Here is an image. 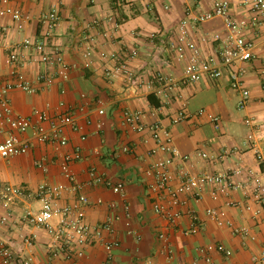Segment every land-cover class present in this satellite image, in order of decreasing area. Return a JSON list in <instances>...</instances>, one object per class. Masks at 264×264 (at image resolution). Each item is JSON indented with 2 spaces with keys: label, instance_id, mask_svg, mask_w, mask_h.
<instances>
[{
  "label": "crops",
  "instance_id": "0c3cea01",
  "mask_svg": "<svg viewBox=\"0 0 264 264\" xmlns=\"http://www.w3.org/2000/svg\"><path fill=\"white\" fill-rule=\"evenodd\" d=\"M231 1L233 15L239 19L246 17L242 0ZM12 4L29 19L25 29L19 32L9 17L0 18V26L7 28L0 35V85L12 80L6 49L26 38L37 39L42 31L40 17L53 9L58 10L61 20L51 43L74 66L69 80L55 81L41 90L37 82L41 65L25 63L19 71L39 92L12 91L10 100L14 110L25 116L37 111H47L53 116L68 112L77 124L83 125L84 131L76 132L68 127L64 131L68 139L66 147L34 143L29 154L0 161V181L27 189L29 193L36 192L42 184L62 185L65 189L59 200L61 205L73 204L83 195L89 199L85 210L90 227L112 222L111 231L103 230L90 245L82 248V257L66 259L62 254L54 257L50 252L53 239L45 228L23 220L27 209L41 207L40 201L25 198L11 211L0 204V241L14 250L18 257L14 264L28 259L33 264H206V256L199 249L209 244H222L232 252L229 258L220 253L210 254L214 264H261L258 259L264 249V207L254 204L245 191L234 190L230 198L241 206L228 209L226 225L219 227L207 218L206 210L224 207L226 199L212 201L209 189L198 202L190 196L184 197L186 205L179 211L192 209L201 221L198 234L186 235L184 232L192 225L191 217L185 214L175 225L170 224L155 212L154 204L159 197L149 190L152 181L147 170L154 161L167 155H150L157 145L149 129L135 132L124 125L127 111H141L147 126L160 123L171 133L174 145L188 157L185 162L175 161L170 168L174 187L180 184L181 169L193 175L234 174V182H245L253 171L262 177L264 184V161H257L248 141L253 133L264 148L261 61L243 65L247 69L244 84L251 93L244 110L238 108L240 93L231 86L230 68H223L220 78L206 75L196 84H177L163 95L147 87L159 72L176 81L183 78L187 63H177L169 47L178 25L186 18V10L209 11V0H12ZM191 33L202 56L209 58L217 49L212 36L224 35L226 30L222 20L216 19L199 25ZM87 49H92L94 61L88 69L83 67ZM132 50L138 53L131 60L136 82L109 79L106 72L113 68L114 62L102 60L100 53L127 55ZM99 110H104V115ZM200 110L218 117L220 128L207 115L200 116ZM181 111L189 115L188 119L174 123ZM247 119H253L257 129L248 127ZM84 133L87 139L82 142ZM77 146L82 147L83 159L72 164L75 180L70 181L64 176L61 164L63 157L73 153ZM125 147L131 152H124ZM225 152L229 155L225 156ZM92 168L114 182H123L125 196L90 183ZM237 170L241 173L237 174ZM246 205H251L252 210H246ZM256 210L261 211L257 218L253 215ZM4 217L8 220L3 223ZM242 228L249 229L255 239L235 233ZM113 242L118 246L108 252L105 245Z\"/></svg>",
  "mask_w": 264,
  "mask_h": 264
},
{
  "label": "built area",
  "instance_id": "2783aa9c",
  "mask_svg": "<svg viewBox=\"0 0 264 264\" xmlns=\"http://www.w3.org/2000/svg\"><path fill=\"white\" fill-rule=\"evenodd\" d=\"M125 0H121L123 2ZM211 9L209 11H194L191 8L186 10V18L178 25L175 39L171 42L169 50L177 63L186 62L184 76L180 80H174L159 72L154 79L147 83L149 89L157 94L163 95L166 90L172 89L177 84L192 85L202 80L206 75L212 78H220L223 75V68H230L231 86L240 93L238 108L244 110L251 99L250 91L245 87L244 78L247 69L243 66L252 61L259 60L262 67L259 73L264 80V0H242L241 7L246 11L247 16L237 18L233 15V5L231 0H209ZM9 17L16 29L20 32L26 27L29 19L23 11L14 7L12 0H0V18ZM221 19L226 34L216 33L212 36L217 44L214 56L204 58L201 54L198 43L192 38V29L210 21ZM61 17L57 9L45 13L40 17L42 31L35 40L24 39L19 45L9 46L7 50L6 63L12 70V80L0 85V161H7L16 157L29 154L34 143L42 145L55 144L63 148L68 145V139L64 135L66 128L73 131L83 132V125L77 124L71 113L61 112L51 115L47 111H37L31 116L17 113L10 100V94L14 90H21L30 94L39 92L31 81L24 78L19 68L25 63H38L41 71L37 82L40 89L44 90L55 81H67L70 78L74 66L68 64L60 48L51 43L55 30L59 25ZM7 31L6 27L0 26V35ZM138 55L136 50L130 51L127 55L120 52L100 53L104 61L114 62L113 68H109L106 75L109 79L123 78L125 82H136V73L131 67V60ZM83 57L84 68H91L94 64L92 49H87ZM63 106V103L60 104ZM100 115H104V110H99ZM200 116L207 115L214 126L219 129V118L207 114L205 110H200ZM189 115L185 111L179 112L174 119V123H180L188 119ZM145 115L141 111H127L124 116V125L135 132H142L149 129L156 142L157 148L150 152L151 156L161 153L167 155L154 161L147 170V176L152 182L149 184L151 193L159 197V201L154 204L155 212L172 225L185 214L192 219L191 227L185 231L186 235H196L200 231L201 221L194 210L182 212L179 209L186 205L184 197L190 196L195 201H200L204 193L209 189L210 198L214 202L226 199L222 208H208L206 216L214 221L219 227L226 225L225 219L227 210L241 206L233 201L230 194L234 190H243L244 194L251 196L254 204L264 207V184L259 174L249 172V177L245 182H234V174H204L193 175L186 169H181L179 173L180 184L173 186L174 177L170 168L175 161L185 162L187 156H183L174 145L171 133L160 123L147 126L144 121ZM246 125L251 129H257V124L253 119H247ZM100 128L102 125L99 126ZM87 135H81L80 140L86 141ZM250 148L254 151L257 161H264V148L261 142L252 133L248 136ZM124 152H131L125 147ZM229 152H225V156ZM202 157L207 155L202 154ZM83 159V150L77 146L71 154L63 157L61 164L62 172L70 181L75 178L72 174V164ZM241 170H237L240 174ZM90 183L103 185L113 191V193L125 196V184L121 181L113 180L100 174L96 169L90 170ZM62 185L42 184L36 192L29 193L27 189L17 187L0 181V204L7 210H12L18 201L28 197H33L41 202L38 210L27 209L23 214L26 223L45 228L52 236L51 253L54 257L62 254L66 259L83 256V247L90 245L95 237H99L103 230H112V222L108 221L104 225L92 228L86 222V207L89 199L86 196L80 198L73 204L61 205L59 203L62 192ZM102 203V201H98ZM113 206V205H112ZM245 209L252 210L251 205H246ZM261 211H253L257 218ZM8 217H4L2 222H6ZM235 233L247 238L255 239L251 236L247 228L237 229ZM165 238L164 235L161 236ZM118 246L117 242L106 244V250L112 251ZM199 252L204 254L206 264H214L210 254L220 253L227 258L232 256V252L222 244H209L201 247ZM18 260L14 250L4 241H0V264H14ZM259 262L264 264V249L259 257ZM20 264H33L31 259L22 260Z\"/></svg>",
  "mask_w": 264,
  "mask_h": 264
}]
</instances>
